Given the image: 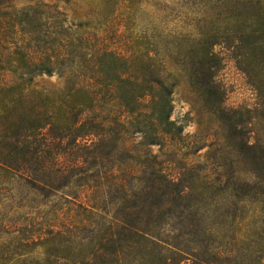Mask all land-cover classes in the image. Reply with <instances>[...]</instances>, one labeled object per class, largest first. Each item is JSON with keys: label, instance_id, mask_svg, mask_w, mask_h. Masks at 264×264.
Segmentation results:
<instances>
[{"label": "trees", "instance_id": "obj_1", "mask_svg": "<svg viewBox=\"0 0 264 264\" xmlns=\"http://www.w3.org/2000/svg\"><path fill=\"white\" fill-rule=\"evenodd\" d=\"M12 1L0 0V177L59 197L77 215L59 225L0 226V264H264V255L217 241L211 204L193 192L220 180L185 162L191 151L177 160V151L162 153L183 141L172 95L184 76L234 141L227 155L264 175V142H252L243 125L235 144L241 120L224 106L217 43L200 35L163 55L147 33L120 31L121 0H95L77 24L60 4L83 7L81 0H36L6 12ZM255 1L260 27L247 38L251 54L262 55L264 0ZM42 76L62 86L40 87ZM154 146L165 161L150 154Z\"/></svg>", "mask_w": 264, "mask_h": 264}, {"label": "rangeland", "instance_id": "obj_2", "mask_svg": "<svg viewBox=\"0 0 264 264\" xmlns=\"http://www.w3.org/2000/svg\"><path fill=\"white\" fill-rule=\"evenodd\" d=\"M35 1L14 0L3 7L11 13L13 8L20 10L35 4ZM121 3L117 6L124 15L120 31L133 36L147 33L154 37L163 55H167V52L176 54L179 47L200 35L210 42H216L214 51L221 63L217 82L224 93V106L228 110L237 111L236 116H240L238 121L241 120L235 144L241 141L243 125L252 142L257 139L264 142V54H251L250 45L255 42L247 38L259 26V17L255 12L257 1L121 0ZM81 4L83 7L77 8L60 4L70 23L77 24L80 19L89 18L93 10L90 6L96 2L81 0ZM109 36L111 42L117 39V34ZM240 37L245 40L237 41L236 38ZM168 66L169 61L166 62ZM178 81L172 95V120L183 126V141L169 146L162 153L177 151V160L191 151L190 155L184 157V161L192 165L195 171L202 170L203 175L211 177V181L220 180L214 185H204V190L199 187L193 192L195 195L204 193L205 203L208 206L211 204L207 209L213 213L207 221L213 224L211 227L217 233V241L223 245L229 243L236 246L241 255H264V175L252 164L237 163L233 151L232 155H227L234 141L227 138L216 116L193 93L187 78L181 76ZM36 82L46 89L62 86L57 76L38 77ZM140 138L138 136L136 139ZM141 150L139 148L138 151ZM148 150L150 154L158 155L161 161L166 160L158 147H150ZM216 150L221 151L215 153ZM224 153L233 159V164H230L229 158L222 159ZM164 167L168 173L174 176L178 174L172 162L165 163ZM220 174L225 177L220 179ZM247 181L250 183L248 186L245 185ZM76 215L77 209L69 213V207L59 197H43L17 179L0 177L1 227H19L24 225L25 220H28L27 225L30 221L59 225L61 222L70 223ZM4 238L0 230V242ZM258 251L263 252L253 254Z\"/></svg>", "mask_w": 264, "mask_h": 264}]
</instances>
